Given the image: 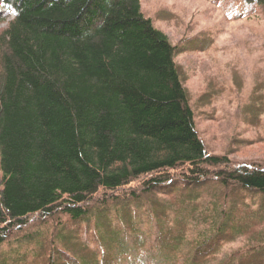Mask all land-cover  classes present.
<instances>
[{
	"label": "trees",
	"instance_id": "obj_1",
	"mask_svg": "<svg viewBox=\"0 0 264 264\" xmlns=\"http://www.w3.org/2000/svg\"><path fill=\"white\" fill-rule=\"evenodd\" d=\"M243 4L261 18L264 0ZM0 14V23L11 18L0 33V264H11L6 245L16 248V264H26L18 255L24 247L29 264H82L66 252L69 244L60 235L49 242L55 253L47 258L48 245L23 235L31 219L92 222V212L108 203L106 213L118 199L139 203L137 192L151 196L157 209L169 207L167 227L161 222L157 232L161 242L147 248L138 233L142 225L116 211L111 224L132 242L112 241L97 217L84 228L86 239L78 229L71 232L81 238L80 255L104 250L102 264L128 254L135 256L128 264H264V208L255 209L260 198L249 194L264 198V166L236 164L204 146L175 64L178 50L144 17L140 0H0ZM174 181L169 200H158ZM197 187L206 192L185 190ZM233 187L243 195L235 193L234 205L226 194ZM203 201L206 228L221 216L231 225L215 244L206 237L198 242L208 230L196 235L199 222L178 214L197 212ZM238 207L243 214L235 223ZM237 224L248 227L242 233ZM91 225L111 247L98 234L87 236ZM246 232L243 247L222 255ZM58 249L68 258L61 260Z\"/></svg>",
	"mask_w": 264,
	"mask_h": 264
},
{
	"label": "rangeland",
	"instance_id": "obj_2",
	"mask_svg": "<svg viewBox=\"0 0 264 264\" xmlns=\"http://www.w3.org/2000/svg\"><path fill=\"white\" fill-rule=\"evenodd\" d=\"M140 4L144 17L151 19L153 27L163 32L171 45L178 50L175 64L182 75L183 86L189 95L190 106L195 115L196 131L204 146L208 147L211 154L228 155V159L236 164L251 162L264 166V12L258 16L261 17L260 19L254 17L253 13L250 16L251 9L249 7L251 5L246 7L243 0H140ZM240 14H243L245 18L238 17ZM8 21H11L9 15L5 22L0 23V33L7 27ZM173 185L178 186L177 181L170 183L168 188L160 191L161 195L157 199L167 200V195L175 190ZM216 189L219 191V188ZM185 190L193 193L190 194L192 196L203 191L198 187L193 190L194 192L189 188ZM230 190L233 191L234 187ZM203 192H206V188ZM235 193L243 196L236 190L230 195L226 193L233 205L235 199L238 198ZM141 194L137 192V196L142 199L139 203H125L118 199V203L116 202L117 204H114L107 213L105 207L111 206L113 203H108L104 208H100L101 212L99 209L94 210L91 214L92 222L83 220L85 223H77L71 218L60 216H52L49 219L35 216L31 219V223H28L23 235L33 236L32 239L38 242L34 244L45 243V246L48 245L47 258L54 256L55 253L52 245L49 246V242H53L55 237L60 235L68 242L70 250L66 252L73 257L74 261H79L82 264H94V262L102 264V260H104L106 263L108 255L104 250L97 249L98 256L92 253L93 257L80 255V251L84 249L83 245L79 243L81 238L75 239L76 236L71 235V232L78 229L83 234L82 240L86 239L84 228L87 229V226L93 224L95 218L98 217L102 221L100 225L103 224L111 230L112 241L123 245L125 242L131 243V240L127 241L119 236V229L114 227L115 224H111V218L115 220L114 213L117 211V215H124V219L127 216L130 221H137L142 225V229L138 233L145 235L146 246L150 248L155 246L159 239L161 242L157 232L161 222L164 225L162 228L166 229V214L170 213L168 206L157 209L151 196L145 197L150 202L148 206L146 199ZM249 194L252 198H260L256 201L255 209L264 208V198L253 192H249ZM171 201L173 205L175 204L173 208L170 205L174 211L178 206L176 205L177 201L176 199ZM90 206L93 208L96 203L90 204ZM146 206L148 209H153L155 219L152 217L153 215L148 214ZM217 207L219 208V206ZM240 209L237 208L240 217H237L234 212L232 213V216L237 217L234 218L236 219L235 223L240 222L242 218ZM197 210V212L190 211L189 213L178 211L180 212L178 214L181 215V218H188L190 215L192 219L199 222L192 228L196 235L201 231L204 233L208 230L204 235H200L198 242L201 243L206 237L208 243L215 244L225 234L230 233L227 231L231 225L228 219L222 216L217 217L213 222L210 221V228H206V224H204L206 223L204 221L206 202ZM246 213L247 219H250V213ZM176 220L177 223L180 221L178 218ZM237 225L241 228L242 233L248 227L244 224ZM94 227V225L90 226L87 236L98 234L100 240L107 242L111 247L112 241H107L106 236L101 235L99 230L97 232L96 229L95 232ZM168 227L172 230L171 225ZM258 229L260 228L253 229L254 236L258 235ZM246 235L247 232L241 238L231 242L232 245L225 246L222 255H227L233 250L243 247ZM178 238L182 239L181 236ZM7 246L4 248L6 250L4 253L10 257L11 264H16L14 261L16 255L13 254L16 248L11 246L10 251ZM252 246H258V243ZM93 248L94 245L91 243L89 249L93 250ZM22 249L18 253L19 260L21 262L25 260L26 264H29V259L26 260L27 257L23 259L27 248ZM30 249L35 248L30 246ZM58 254L61 260L68 258V255L61 249H58ZM128 256H122L111 264L132 263V260H135L134 254H128ZM250 256L248 255V257ZM36 261L31 264H37Z\"/></svg>",
	"mask_w": 264,
	"mask_h": 264
},
{
	"label": "bare ground",
	"instance_id": "obj_3",
	"mask_svg": "<svg viewBox=\"0 0 264 264\" xmlns=\"http://www.w3.org/2000/svg\"><path fill=\"white\" fill-rule=\"evenodd\" d=\"M19 236V235H18ZM11 244V243H10ZM215 250V249H214ZM19 252V251H18ZM213 253V252H212ZM210 254V253H209ZM14 256V255H13ZM212 258V257H211Z\"/></svg>",
	"mask_w": 264,
	"mask_h": 264
}]
</instances>
